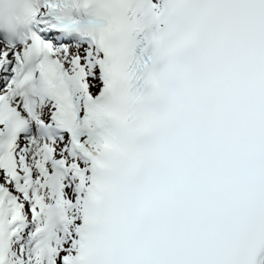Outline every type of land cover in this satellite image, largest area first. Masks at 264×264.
Listing matches in <instances>:
<instances>
[{
    "label": "snow or ice",
    "instance_id": "snow-or-ice-1",
    "mask_svg": "<svg viewBox=\"0 0 264 264\" xmlns=\"http://www.w3.org/2000/svg\"><path fill=\"white\" fill-rule=\"evenodd\" d=\"M0 264H264V0H0Z\"/></svg>",
    "mask_w": 264,
    "mask_h": 264
}]
</instances>
